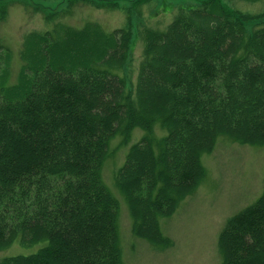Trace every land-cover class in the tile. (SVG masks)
I'll return each instance as SVG.
<instances>
[{
	"label": "trees",
	"instance_id": "obj_1",
	"mask_svg": "<svg viewBox=\"0 0 264 264\" xmlns=\"http://www.w3.org/2000/svg\"><path fill=\"white\" fill-rule=\"evenodd\" d=\"M9 1L0 0V19ZM79 2L120 7L66 0L43 10L52 23L24 33L15 81L0 42V250L42 242L0 264H124L118 198L101 173L115 136L126 143L135 127L143 130L114 184L134 232L153 241L166 240L158 218L195 186L201 155L218 136L264 144V6L200 0L167 22L139 19L141 55L128 84L132 11L141 16V4L153 3L132 0L122 6L123 24L107 29L60 19ZM219 248V264H264V187L227 218Z\"/></svg>",
	"mask_w": 264,
	"mask_h": 264
},
{
	"label": "rangeland",
	"instance_id": "obj_2",
	"mask_svg": "<svg viewBox=\"0 0 264 264\" xmlns=\"http://www.w3.org/2000/svg\"><path fill=\"white\" fill-rule=\"evenodd\" d=\"M117 8L94 7L77 3L60 19L80 26L86 19L100 22L107 29L122 25V6L132 0H113ZM200 0H151L153 5L141 4V16L132 11L131 52L126 72L128 84L133 82L141 55V42L137 37L139 19L161 23L171 19L178 6L192 7ZM242 11H255L264 6V0H221ZM66 0H13L0 19V42L10 48L9 81H15L21 63L19 50L24 33L44 29L47 22L43 10H61ZM150 11V12H149ZM62 15V14H61ZM143 15V16H142ZM159 23V21H157ZM88 40V38H87ZM85 40L84 44L87 43ZM84 41V40H83ZM155 131L163 133L159 124ZM143 130L135 127L126 143L114 137V149L102 165V178L118 198V244L124 264H219L221 252L219 233L227 218L252 203L264 187V144L239 142L225 135L218 136L211 149L201 155L204 173L195 186L165 214L158 218L159 232L166 240L153 241L134 232L132 217L124 195L114 184V172L124 160L129 145L140 138ZM42 242L22 245L14 240L0 250V257L9 253L34 251Z\"/></svg>",
	"mask_w": 264,
	"mask_h": 264
}]
</instances>
